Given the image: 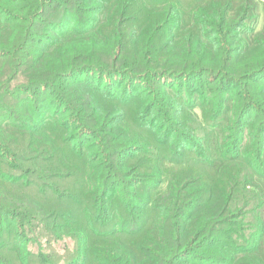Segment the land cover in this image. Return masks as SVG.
<instances>
[{
	"label": "trees",
	"instance_id": "obj_1",
	"mask_svg": "<svg viewBox=\"0 0 264 264\" xmlns=\"http://www.w3.org/2000/svg\"><path fill=\"white\" fill-rule=\"evenodd\" d=\"M186 1L5 0L0 249L21 222L70 239L71 264H264V4ZM34 55L48 75L13 90L5 65L25 74ZM86 74L151 88L114 93ZM173 80L203 83L185 96ZM53 90L90 143L43 114Z\"/></svg>",
	"mask_w": 264,
	"mask_h": 264
},
{
	"label": "rangeland",
	"instance_id": "obj_2",
	"mask_svg": "<svg viewBox=\"0 0 264 264\" xmlns=\"http://www.w3.org/2000/svg\"><path fill=\"white\" fill-rule=\"evenodd\" d=\"M176 1H182L185 6L189 4L186 0H176ZM257 2L260 4H264V0H257ZM5 0H0V7L4 6ZM264 8V6H263ZM1 11V9H0ZM53 20L51 21L52 26H59L61 24H58L57 16H59L62 12V8L60 6H55L50 11ZM264 12V11H263ZM262 13V12H261ZM146 16V15H144ZM264 18V15H263ZM74 25H72L71 28H73ZM144 26V23L141 25ZM264 26V20L261 24V27ZM65 29L70 28V24L67 26H60ZM108 28V27H107ZM103 30V28H101ZM104 31V30H103ZM13 34L14 32L12 30H5V40L9 37V35ZM53 34L57 35L55 32ZM5 44H12L11 42H5ZM5 51H7V45ZM43 46V43L41 44ZM2 48L0 43V49ZM91 49V48H90ZM2 50V49H1ZM97 52V51H96ZM106 52H102V57L105 56ZM2 51H0V57L2 56ZM36 55H34L32 58H28L29 61L25 63V60L20 59L21 66L20 70L22 68L27 69L25 74H19L17 70V63H14L11 65L13 67L12 74H7V71H9V66L5 65V70L3 72V75L7 76L8 80H12L14 78V81H12L11 87L14 90L18 85L26 86L29 80H37L38 79H44V72L46 71L45 62L41 67L42 69L37 71V68L35 70L29 69L36 61ZM8 59H5V63H7ZM74 63H70L66 68L70 66L72 67ZM67 64L66 62L63 63L62 67H65ZM34 73V74H33ZM33 74V75H32ZM30 75L28 78L27 76ZM83 77L84 79H88V77L91 79V82H94L95 84L102 85V88L108 89V90H114V93H117L120 91V93L123 90L124 86H127L131 91H134L136 94H142L147 95V89L150 91L149 88H151L150 82L148 80H145L142 83H122V79L119 77L117 79L109 80L106 75L102 74H86L79 76L77 78ZM76 78V77H75ZM153 82V81H152ZM173 82V83H172ZM171 82V87L173 90L177 91L180 89V91L183 92L185 96H187V93L191 90H197V88L200 86V84L203 83V80H194L190 82L184 83L183 81H176L173 80ZM181 85V86H180ZM11 90V91H13ZM32 93H28L26 95H22L23 98L29 97L31 98ZM42 98H44V104L45 108L42 111L43 114H45L46 117H50L53 114H58L63 120H65L68 124L67 129V137H69L71 134V139H73L76 143L79 142V140L90 143L92 138L88 136L89 133H84L85 131H80L79 129H75V125L73 122L69 119V116L66 113L62 112V109L60 107L61 99L58 98L57 92L55 90L51 91L50 93H47L46 95H41ZM64 110H66V107H63ZM153 112L156 113V116L153 115L154 119H160L161 116H165L164 110H159L157 107H154ZM167 113V112H166ZM198 113V109L197 112ZM201 114V112H199ZM152 117H149V120H151ZM71 131V132H70ZM63 136V135H61ZM75 143V144H76ZM87 143V144H88ZM86 144V143H85ZM97 154L95 153V156ZM106 159V158H105ZM23 169H21L19 166H17L15 169L9 171L11 176L16 175L19 176L21 174ZM72 186V185H71ZM70 186V187H71ZM30 223L25 224L21 222H14L13 224V230L11 236H13V240L6 239L4 237V241L6 244V249H0V259L6 258V261L9 264H71L72 254L76 252V246L70 239H65L62 241H56L54 238H48L45 236L44 232L37 229L35 224L31 227H29ZM47 228L52 227V223H47ZM15 244V246H14ZM19 245V248L16 246ZM9 250V251H7ZM12 250V251H10ZM2 261V260H1ZM3 260L1 264H8Z\"/></svg>",
	"mask_w": 264,
	"mask_h": 264
}]
</instances>
